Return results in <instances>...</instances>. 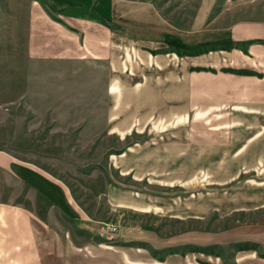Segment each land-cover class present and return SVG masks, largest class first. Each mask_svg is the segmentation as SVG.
I'll use <instances>...</instances> for the list:
<instances>
[{
    "label": "rangeland",
    "instance_id": "rangeland-1",
    "mask_svg": "<svg viewBox=\"0 0 264 264\" xmlns=\"http://www.w3.org/2000/svg\"><path fill=\"white\" fill-rule=\"evenodd\" d=\"M18 3L19 15L10 0H0V151L60 182L70 202L83 209V224L51 213L52 226L67 241V262L61 264H156L151 250L160 258L173 249L168 244L189 234L219 240L232 228H264V65L247 57L238 65H252L259 76L241 77L221 71L238 68L235 61H215L216 73L196 74L179 119L165 113L146 127L127 130L124 92L117 96L119 126L110 129L101 79L106 65L29 58L28 2ZM189 10L179 17L185 25ZM3 180L8 185H0V200L19 202L26 189L0 171ZM110 194L127 203V225L154 231L155 243L166 248L108 240L106 225L125 210L114 206ZM29 196L24 204L43 206ZM229 246L215 252L220 264H229ZM3 260L20 264L15 250Z\"/></svg>",
    "mask_w": 264,
    "mask_h": 264
},
{
    "label": "crops",
    "instance_id": "crops-1",
    "mask_svg": "<svg viewBox=\"0 0 264 264\" xmlns=\"http://www.w3.org/2000/svg\"><path fill=\"white\" fill-rule=\"evenodd\" d=\"M10 2L19 15L18 0ZM27 2L29 58L48 62L95 61L106 65L107 71L101 79L105 81L106 126L110 129L119 126L116 123L117 96L121 97L124 92L127 93V130L146 127L149 119L164 120L165 113L171 115V120L181 117L180 110L190 104L189 96L193 94L190 86L194 90L192 81L197 73L206 72L197 71V67L213 68L212 63L221 60L240 65L247 57L255 64L264 65V0ZM192 2H196L193 8ZM189 9L191 16L185 25L179 17ZM221 41H231L234 47L187 53L198 44ZM171 43L187 48L175 49ZM239 65L236 69H257L252 65ZM0 171L27 191L25 196H22L24 192L18 193L19 202L0 200V264L4 262L3 257L12 255L14 250L15 262L20 264L66 263L64 248H67V241L52 226L51 213L58 210L62 217L83 224L87 222L80 212L83 209H77L70 202L69 194L60 182L18 156L0 151ZM5 183L3 180L0 185ZM29 193L43 206L24 204L31 200ZM109 198L114 200L116 208H125L117 221L120 223L118 243L152 244L157 250L165 247L155 243L157 235L154 231L127 225V203H117L112 194ZM219 236V240H212L210 235L189 234L187 239L167 245L177 248L178 253L162 254L163 261L153 259L163 264L167 260L180 264V259H189L193 264H220L223 258L215 254L219 246L255 243L264 248L263 227L240 226ZM60 245L58 252L53 250ZM195 247L207 248L213 254L190 251ZM227 252L229 264H264V258L254 250L236 251L229 247Z\"/></svg>",
    "mask_w": 264,
    "mask_h": 264
},
{
    "label": "trees",
    "instance_id": "trees-1",
    "mask_svg": "<svg viewBox=\"0 0 264 264\" xmlns=\"http://www.w3.org/2000/svg\"><path fill=\"white\" fill-rule=\"evenodd\" d=\"M173 44V43H171ZM175 49H185L187 47H184L181 44H173ZM234 47V43L231 41H221V42H212V43H202V44H198L192 48L188 49L189 54H200L202 52H207V51H213V50H230L231 48ZM197 71H206V72H212V73H216V70L213 68H201V67H197L196 68ZM221 71L223 72H227V73H231L234 75H239V76H259V74L255 71L252 70H248V69H236V68H223L221 69ZM233 250L236 251H246V250H254L258 253V256L261 258H264V248L260 245V244H249V243H233L230 244V246ZM190 251L192 252H202L205 254H213L211 252H209L207 249L205 248H199V247H195L190 249ZM178 250H167L165 253L167 254H174V253H178ZM151 255L154 258L159 259L160 261H163V257L158 258L156 255V252L154 250H151ZM219 256V255H218Z\"/></svg>",
    "mask_w": 264,
    "mask_h": 264
},
{
    "label": "built area",
    "instance_id": "built-area-1",
    "mask_svg": "<svg viewBox=\"0 0 264 264\" xmlns=\"http://www.w3.org/2000/svg\"><path fill=\"white\" fill-rule=\"evenodd\" d=\"M106 236L108 240H113L117 237L118 233H119V227L116 224H107L106 227Z\"/></svg>",
    "mask_w": 264,
    "mask_h": 264
},
{
    "label": "bare ground",
    "instance_id": "bare-ground-1",
    "mask_svg": "<svg viewBox=\"0 0 264 264\" xmlns=\"http://www.w3.org/2000/svg\"><path fill=\"white\" fill-rule=\"evenodd\" d=\"M155 263H156V264H163V263H161V262H159V261H155Z\"/></svg>",
    "mask_w": 264,
    "mask_h": 264
}]
</instances>
